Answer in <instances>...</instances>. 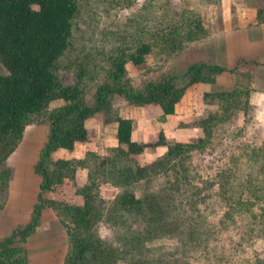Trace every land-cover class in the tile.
Masks as SVG:
<instances>
[{
  "label": "rangeland",
  "instance_id": "obj_1",
  "mask_svg": "<svg viewBox=\"0 0 264 264\" xmlns=\"http://www.w3.org/2000/svg\"><path fill=\"white\" fill-rule=\"evenodd\" d=\"M79 4L71 45L57 62L61 81L74 84L84 70L81 86L86 102L92 104L98 86L108 79L110 56L119 47L146 39L152 51L143 63L127 64L128 82L142 89L164 76L174 77L185 89L176 105L177 116L170 115L163 125L157 119L158 105H137L119 94L112 96V114L133 120L136 140L154 141L163 131L171 143L198 136L207 143L171 169L129 186L139 197L155 194L165 205L162 219L158 216L148 227L142 212L120 211L127 213L125 218L112 217L118 213L115 202L123 187L102 173L122 166H108L100 174L95 170L100 159L119 148L115 122L106 123L105 111L88 118L87 142L52 153L53 160L78 158L84 164L41 195L36 166L50 133L48 112L64 104L53 100L29 122L16 149L0 162V241L20 247L26 264H66L72 248L68 228L73 222L62 208L45 202L34 231L25 238L21 231L32 222L40 195L80 205L84 193L90 192L104 213L94 231L118 247L116 264H264V190L258 198L245 181L252 174L258 177L254 182L264 186V0H79ZM193 64L226 70L206 68L205 80L192 82L187 73ZM0 73H8L1 60ZM230 92L234 98L228 97ZM206 119L212 125L210 140L202 127ZM166 149L147 147L136 160L149 163ZM224 171L234 173L232 199L249 203L248 209L227 215L230 206L221 186ZM94 175L99 176L90 187ZM193 216L204 220L207 229L196 242L187 235ZM140 231L141 244L129 251L132 235Z\"/></svg>",
  "mask_w": 264,
  "mask_h": 264
},
{
  "label": "trees",
  "instance_id": "obj_2",
  "mask_svg": "<svg viewBox=\"0 0 264 264\" xmlns=\"http://www.w3.org/2000/svg\"><path fill=\"white\" fill-rule=\"evenodd\" d=\"M79 7V0H0V60L8 70L7 74L0 73V162L16 149L27 125L35 116L42 114L51 101L63 100L64 104L48 112L50 133L36 166L41 175V195L45 191H51L56 184L72 176L78 165L84 164V160L78 158L53 160L52 153L57 149H73L77 144L87 142L88 118L98 111H105L106 123L112 121L118 123L119 148L113 156L100 159L95 170L100 174L108 166L115 168L122 166L116 171L102 173L113 185L123 187L115 202V211L118 213H113L112 217L116 215L118 218H125L124 215L127 213H119L120 211L142 212L139 214L147 216L145 220L150 227L153 221L162 219L161 214L165 205L157 200L155 194L139 197L129 186L144 179L149 180L154 175L176 166V161H183L192 150L204 147L207 139L198 136L187 142L171 143L167 140L165 132L161 131L154 141L136 140L132 136L133 120L117 113L112 114V96L119 94L137 105H158L160 111L157 119L165 122L175 113L176 105L185 93L184 87L179 86L171 76L151 81L142 89L129 84L127 64L143 63L152 51V45L146 39L130 46L119 47L116 54L110 56L108 79L98 86L92 104L86 102L81 86L84 70L78 73L79 79L74 84H65L61 81L56 73L57 62L71 45L73 21ZM206 68L212 72L226 70L221 66L193 64L187 73L190 80L192 82L205 80L203 71ZM227 95L229 98L235 97L231 92ZM203 121L202 127L210 140L212 125L208 119ZM155 146H166V152L146 164L136 160L147 147ZM254 155L259 156L258 152H254ZM249 158H253V154L249 155ZM260 173L262 176L261 170ZM96 176L99 175L92 176L93 182L90 187L95 186ZM221 176L224 177L221 184L222 193L230 206L227 215L240 209H248L246 206L249 203L232 199V195L236 194L230 183L234 173L224 171ZM254 178L258 177L249 174L245 180L246 186H250L251 192L261 198L259 196L262 195L260 192L264 190V186H258ZM189 186L193 192L194 187ZM41 195L32 222L21 231L23 238L27 233L34 231L44 203H51L54 207L62 208L65 216H70L73 222L68 228L72 248L66 264H116V255L120 252L118 247L103 240L94 231L96 222L104 213H101L100 206L96 205L93 193L85 192L80 205L56 203ZM190 222V231L187 234L190 240L194 242L201 240L200 236H203L201 234L207 233L204 220H197L193 216ZM146 231L149 232V228ZM138 233L136 236L132 235L133 243L128 248L129 251L141 244L139 239L143 231ZM10 243L11 241H0V264H26L25 257L20 254L21 248Z\"/></svg>",
  "mask_w": 264,
  "mask_h": 264
},
{
  "label": "crops",
  "instance_id": "obj_3",
  "mask_svg": "<svg viewBox=\"0 0 264 264\" xmlns=\"http://www.w3.org/2000/svg\"><path fill=\"white\" fill-rule=\"evenodd\" d=\"M203 86H204V84H203ZM200 88H202V87H200ZM176 113H178V109H177V107H176V111H175V113H174V116L176 115ZM177 116V115H176ZM168 121V120H167ZM167 121H165V122H159V123H162L163 125L164 124H166L167 123ZM177 121H179V118L177 117ZM114 127L116 128V139H117V131H118V123L117 122H115L114 123ZM118 140V139H117Z\"/></svg>",
  "mask_w": 264,
  "mask_h": 264
}]
</instances>
